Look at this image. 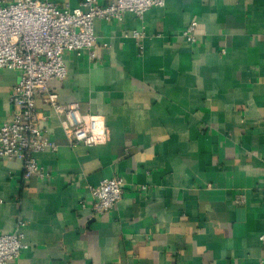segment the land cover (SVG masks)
Instances as JSON below:
<instances>
[{
	"label": "crops",
	"instance_id": "obj_1",
	"mask_svg": "<svg viewBox=\"0 0 264 264\" xmlns=\"http://www.w3.org/2000/svg\"><path fill=\"white\" fill-rule=\"evenodd\" d=\"M192 21L195 43L180 35ZM94 28L97 59L65 53L68 76L48 86L103 115L110 140L71 145L37 99L57 149L36 155L45 179L0 159V234L22 219L28 244L7 264H264V0H166ZM18 80L0 69V124ZM115 175L112 211L81 207Z\"/></svg>",
	"mask_w": 264,
	"mask_h": 264
},
{
	"label": "built area",
	"instance_id": "obj_2",
	"mask_svg": "<svg viewBox=\"0 0 264 264\" xmlns=\"http://www.w3.org/2000/svg\"><path fill=\"white\" fill-rule=\"evenodd\" d=\"M165 4L166 0H112L100 5L97 0H83L79 7L71 8L53 0H0V69L19 73L10 95L11 116L0 124V159L20 161L26 179L47 177L36 155L47 149L56 150L57 145L46 124L47 117L37 111L39 97H45L63 118L71 145H106L110 130L105 117L82 113L78 103H61L58 94L49 90V82L68 76L65 53H86L90 60L97 59L96 19L122 20L126 12L142 18L149 9ZM197 25L192 21L180 35L197 42ZM131 35L142 37L140 32ZM123 186V179L117 175L104 178L88 187L90 200L81 199L80 205L97 215L110 212L122 200ZM25 226L26 222L18 219L12 232L0 234V264L18 259L28 248L24 242Z\"/></svg>",
	"mask_w": 264,
	"mask_h": 264
}]
</instances>
